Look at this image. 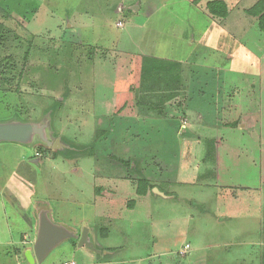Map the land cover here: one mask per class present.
Instances as JSON below:
<instances>
[{"label": "rangeland", "instance_id": "rangeland-1", "mask_svg": "<svg viewBox=\"0 0 264 264\" xmlns=\"http://www.w3.org/2000/svg\"><path fill=\"white\" fill-rule=\"evenodd\" d=\"M259 4L0 0V122L51 112L71 148L0 144V264H30L39 208L100 250L42 264H264ZM146 60L180 68L128 85Z\"/></svg>", "mask_w": 264, "mask_h": 264}, {"label": "water", "instance_id": "water-1", "mask_svg": "<svg viewBox=\"0 0 264 264\" xmlns=\"http://www.w3.org/2000/svg\"><path fill=\"white\" fill-rule=\"evenodd\" d=\"M138 5L131 10L136 11ZM12 143L22 146L35 147L41 145L54 152H67L71 148L61 138L57 137L51 127V112L40 121H24L18 116L0 122V144ZM156 194H161L154 189ZM163 196V194H161ZM37 220L36 239L33 248L27 249L24 257L30 264H42L49 254L65 242L77 241L78 248H89L99 253L90 236V229L84 228L82 232L69 229L56 224L50 217L48 209L39 208Z\"/></svg>", "mask_w": 264, "mask_h": 264}, {"label": "trees", "instance_id": "trees-1", "mask_svg": "<svg viewBox=\"0 0 264 264\" xmlns=\"http://www.w3.org/2000/svg\"><path fill=\"white\" fill-rule=\"evenodd\" d=\"M208 8L210 10V12L218 17H222L225 18L227 15L226 12V8L224 3H219V2H213V3H209L208 4ZM249 14H251L254 17H259V26L260 29L264 32V9L260 7L259 5H256L255 8L252 10L248 11ZM180 68L179 64H158L156 61L154 62L153 60H146L141 68H137V70H134L131 74V77L129 79L128 85H130L131 83H133L134 79L138 80V78H146V77H152L154 73H159V72H163L166 71V73H171V72H178ZM164 77V76H163ZM128 88V87H127ZM98 143V142H96ZM126 165H131V162H126ZM140 188H139V192L144 195L146 194V191L148 189V182L145 181H140ZM156 188V187H154ZM154 188H151V190H153ZM76 242L77 245V241Z\"/></svg>", "mask_w": 264, "mask_h": 264}, {"label": "crops", "instance_id": "crops-1", "mask_svg": "<svg viewBox=\"0 0 264 264\" xmlns=\"http://www.w3.org/2000/svg\"><path fill=\"white\" fill-rule=\"evenodd\" d=\"M121 162H123L124 164L126 163V162H124L123 160H120ZM154 190V189H153ZM162 197H164V196H162ZM34 223H31V224H33V226L34 225H36V228H37V221H33ZM35 222H36V224H35ZM97 229V228H96ZM96 229H93L94 231H92V229H90V233L91 232H93V235H94V238L97 240V235H96ZM72 230H75V231H77L76 230V228H74V229H72ZM101 230H103V229H101ZM100 231V230H99ZM103 232V231H102ZM99 237L101 238V239H103V238H105V236L103 235V234H101V235H99ZM27 249H30V248H27ZM27 249H25V251L27 250ZM25 251H24V253H25ZM91 251V250H90ZM92 253H94L93 251H91ZM24 253H23V257H24ZM106 254H108V255H112L113 253L110 251V252H106ZM106 254L104 255V256H106ZM25 258V257H24ZM101 258V260H99ZM98 260H96L95 262H99V263H95V264H102V263H104V264H114L113 262H110V261H107V259H104V258H102V257H100ZM106 258V257H105ZM72 261H75V260H72ZM76 262V261H75ZM87 264H94V263H87Z\"/></svg>", "mask_w": 264, "mask_h": 264}, {"label": "built area", "instance_id": "built-area-1", "mask_svg": "<svg viewBox=\"0 0 264 264\" xmlns=\"http://www.w3.org/2000/svg\"><path fill=\"white\" fill-rule=\"evenodd\" d=\"M59 264H78V263L75 261H66V262L59 263Z\"/></svg>", "mask_w": 264, "mask_h": 264}, {"label": "clouds", "instance_id": "clouds-1", "mask_svg": "<svg viewBox=\"0 0 264 264\" xmlns=\"http://www.w3.org/2000/svg\"><path fill=\"white\" fill-rule=\"evenodd\" d=\"M25 244L27 243V242H24Z\"/></svg>", "mask_w": 264, "mask_h": 264}]
</instances>
